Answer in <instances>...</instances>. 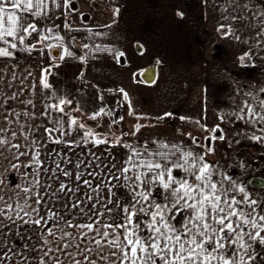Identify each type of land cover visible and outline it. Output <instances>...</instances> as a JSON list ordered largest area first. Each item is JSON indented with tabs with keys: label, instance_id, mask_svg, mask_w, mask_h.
Masks as SVG:
<instances>
[{
	"label": "snow or ice",
	"instance_id": "obj_1",
	"mask_svg": "<svg viewBox=\"0 0 264 264\" xmlns=\"http://www.w3.org/2000/svg\"><path fill=\"white\" fill-rule=\"evenodd\" d=\"M202 3L217 36L241 46L238 67L264 61V0ZM72 5L0 0V264H264V84L233 82L230 110L194 121L202 138L141 139L146 125L123 131V115L88 113L51 82L67 59L125 55L83 42L76 56L62 32L107 34L73 29Z\"/></svg>",
	"mask_w": 264,
	"mask_h": 264
},
{
	"label": "crops",
	"instance_id": "obj_2",
	"mask_svg": "<svg viewBox=\"0 0 264 264\" xmlns=\"http://www.w3.org/2000/svg\"><path fill=\"white\" fill-rule=\"evenodd\" d=\"M78 1L80 2L81 0H73L72 6L76 11L70 20L72 28H92L94 31L104 32L107 35L96 37L93 41H85L83 39L88 35L86 31H65L61 33L62 35L66 38L76 36L81 44L89 42L107 45L119 51L123 49L132 58V61H135L137 60V52L141 54L143 50L142 52L137 50L136 45L138 42L131 36V33L137 31L148 32V50L159 49V51L152 50L151 56L159 55L164 64L192 65L200 70L199 76L202 77L204 97L202 98L200 90H195L196 100L194 103L196 105L194 104V107L197 109L198 106L197 119H201L202 114L208 112L207 121L209 126L217 123L216 117L219 113L230 110V97L235 83L242 84L245 87L264 84V61L258 59L255 67H238L235 61L236 57L242 54L241 46L230 44L217 36L215 27L218 13L214 11L211 3L205 7L202 0H97L93 2V6L100 8L103 6L105 8L104 4L107 2L106 9L108 11L111 10L112 13L116 7L120 8V15L115 18V22L113 17L109 20V24L107 23V25H112L111 28H104L89 26L87 24L88 14L85 15L84 19L81 18V12L93 14L92 10L94 8L90 9L88 0L81 1L82 4ZM86 1L87 3L83 4ZM95 9L99 10L98 8ZM177 10L184 13L183 19L176 15ZM72 51L76 56L81 55V45L74 43ZM33 55L36 59L32 60L31 63L35 68L39 57L35 53ZM91 55H94L95 58H89L86 61L88 64L103 65L105 62H109L113 65H119L109 53L100 52ZM25 62V60H21L20 63L24 65ZM82 66L83 63L77 59H67L61 63L58 69H54L57 75L51 77L50 80L57 90L68 94L72 92L70 88L74 86H69L68 83L64 85V80L69 77H71V80H76V85L73 89H76L77 96L71 94L70 97L79 101L85 111L91 113L99 108L95 94L93 92L91 94V96L95 97H92L93 102H90L89 99L82 101L81 97H78L79 92L81 95L91 91L87 87L81 88L82 83L78 82L80 81ZM91 71H93L92 68ZM99 73L101 72H98L97 68L94 69L93 77H96ZM85 78L87 80L86 73ZM58 79H61L62 88H57L56 86ZM92 87L94 90L98 89L102 96L104 89L111 91L107 95L103 107L109 110L114 109L117 115L122 113V107L117 105V98L113 95L115 89H123L121 84L117 88H101L97 84H92ZM87 90L89 91L87 92ZM120 95L121 93L117 96ZM108 119L105 118L104 123ZM91 123L94 124L95 122L91 121ZM113 131H116L115 128ZM182 139L189 143L186 136ZM217 147L223 149L225 146L218 143ZM247 151H251L253 155H256V148L247 149ZM210 159H214V157H210ZM261 166L264 167V165Z\"/></svg>",
	"mask_w": 264,
	"mask_h": 264
},
{
	"label": "rangeland",
	"instance_id": "obj_3",
	"mask_svg": "<svg viewBox=\"0 0 264 264\" xmlns=\"http://www.w3.org/2000/svg\"><path fill=\"white\" fill-rule=\"evenodd\" d=\"M81 1L78 2L82 4ZM94 1L97 0H88L90 9L94 8L96 12L94 10H92L93 14L90 12H81L83 13V19L85 15L88 14L89 17L88 20H86L89 26L103 27L107 25V23L109 24V20L113 18L112 12L106 9L107 2L104 4L105 8L103 6L100 8L93 6ZM86 3L87 1L85 3L83 2V4ZM95 8H98L100 11ZM131 34L135 41L143 45V53L140 54L137 52V60L132 61L128 53L122 49L125 55L120 58L119 65H113L109 62H105L103 65L83 63L81 70L84 74V78L80 79L78 82L82 83L81 88L87 87L90 88L91 91L87 90V92L89 91L90 93H83L81 95L79 92L78 97L80 96L82 101H87V99H89L90 102H93L92 97L94 96H91V94L94 93L97 98V106L100 107L104 105L106 97L111 91L104 89V94L102 96L100 92H98V89H93L92 84H97L101 88H117L120 84L121 87L125 85L122 88L128 93L135 114L139 116L140 119L137 120L128 115L127 102L123 101L122 94L117 96L119 95V89H115L113 95L117 98L116 100L121 101L123 105L122 113L120 114L125 117L121 126L123 131L130 132L133 124L141 123L147 126L142 129L143 135L141 139L156 137L159 139L181 140L185 136L182 135V133L186 134L188 132H191L193 135L201 136L202 138V134L194 123L195 119L198 117V106L197 109L194 107V102L196 100L194 91L200 90L202 98L204 97V92L202 91V89H204L202 77L199 76L200 70L192 65L164 64L159 55H150L152 50L159 51V49L148 50V32L137 31ZM75 43L79 46L81 45L79 39H77ZM122 58L126 60L124 64L121 63ZM157 61H160V63H157ZM148 65H157L158 67L157 79L150 84L141 79V72ZM91 68L93 71H91ZM96 68L98 72L101 73L93 77V72ZM85 73L88 81L85 78ZM75 82L76 80H71V77H69L64 80V85L68 83L69 86H74L70 88L72 92L69 93L70 95L74 94L77 96L76 89H73L76 85ZM56 86L57 88H62L61 79H58ZM98 94L99 96L97 97ZM101 96L103 97L102 100L99 99ZM207 113L204 112L201 119L198 118L201 123L208 124ZM182 117H190L192 121L182 120ZM89 124H92L91 121Z\"/></svg>",
	"mask_w": 264,
	"mask_h": 264
},
{
	"label": "water",
	"instance_id": "obj_4",
	"mask_svg": "<svg viewBox=\"0 0 264 264\" xmlns=\"http://www.w3.org/2000/svg\"><path fill=\"white\" fill-rule=\"evenodd\" d=\"M139 52H142V48L137 47ZM126 60L124 58L121 59V63L124 64ZM158 76V67L157 65H148L146 66L143 71L141 72V79L146 83H153L156 81Z\"/></svg>",
	"mask_w": 264,
	"mask_h": 264
}]
</instances>
